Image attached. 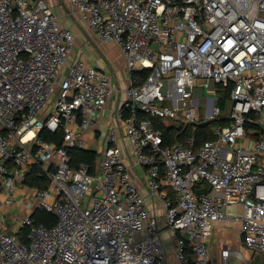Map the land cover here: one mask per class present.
Listing matches in <instances>:
<instances>
[{"label": "built area", "instance_id": "1", "mask_svg": "<svg viewBox=\"0 0 264 264\" xmlns=\"http://www.w3.org/2000/svg\"><path fill=\"white\" fill-rule=\"evenodd\" d=\"M68 1L120 48L127 82L71 59L76 35L49 0H0V264H167L164 229L177 264H212L213 229L227 220L242 221L264 264V0ZM121 91L105 145L88 141ZM155 120L215 123L200 146L194 136L169 146ZM75 148L100 154L96 173L72 166ZM35 165L45 189L25 184ZM38 209L57 223H37ZM236 254L248 264L228 246L223 264Z\"/></svg>", "mask_w": 264, "mask_h": 264}, {"label": "trees", "instance_id": "2", "mask_svg": "<svg viewBox=\"0 0 264 264\" xmlns=\"http://www.w3.org/2000/svg\"><path fill=\"white\" fill-rule=\"evenodd\" d=\"M221 91L219 96L218 104L223 108L224 111L228 110V92ZM156 126L159 127L163 132L164 143L172 146L177 143H186L189 137L194 136L196 140V146H200L204 141L212 138L211 126L215 122L197 125L194 127L193 124L178 123L172 120H155ZM40 136L49 142L60 143L61 132H51L48 129H44ZM100 154L95 150L75 148L70 150L71 164L73 167H77L80 163L86 162L91 167V172L96 173L97 161L99 160ZM25 184L29 186H36L39 189H45L49 186V178L42 171L41 167L35 165L32 167L25 179ZM204 191L209 193L210 188L207 184L203 183L197 188V192ZM33 217L37 223L44 224L46 227H53L57 223V216L45 209H38ZM27 231L21 232V239L26 241L25 234ZM191 255V251L189 252ZM262 258H258L256 262L252 264H261ZM254 261V260H250Z\"/></svg>", "mask_w": 264, "mask_h": 264}, {"label": "rangeland", "instance_id": "3", "mask_svg": "<svg viewBox=\"0 0 264 264\" xmlns=\"http://www.w3.org/2000/svg\"><path fill=\"white\" fill-rule=\"evenodd\" d=\"M86 34L88 36H91L95 42L97 41L94 35H90V33L88 32H86ZM85 44H86L85 35L83 33V35H80L76 38V47H74L73 55L71 59L79 56L78 53H76V51H78L81 48L83 49ZM89 53L92 56L96 57L99 61L104 63L103 64L104 67L112 72L115 80L117 79L115 76L117 77L119 76L117 71H119L121 68L124 69L125 67V65L123 64L124 58L121 54V50L115 44H103V46L97 50L94 49L89 50ZM116 81L118 82V79ZM118 86H120V88L122 87L121 81H119ZM118 94H122L121 96L124 97L122 91L119 92ZM108 117L109 116H106L105 120L103 121L101 128L102 131H107ZM98 141L100 144H102L101 138H99ZM230 209L232 210V212L236 214L244 213V207L242 204L232 206ZM240 225H241L240 221H233V220H227L225 222H219V223L216 222L215 227L213 229V236L209 244V253L212 257V264H223L221 258V249L224 244L229 245L230 248H233L237 252H239L246 259V261H248V264H252V262H256V261H250L251 252L249 251L245 243L242 241V237L239 232ZM167 231L163 232V236L167 235L168 233ZM229 264H245V262L243 258L239 257L236 254L230 257Z\"/></svg>", "mask_w": 264, "mask_h": 264}, {"label": "crops", "instance_id": "4", "mask_svg": "<svg viewBox=\"0 0 264 264\" xmlns=\"http://www.w3.org/2000/svg\"><path fill=\"white\" fill-rule=\"evenodd\" d=\"M50 3L52 4L55 13L57 14L60 23L64 26V27H68L70 29H72L76 35V38L80 35H85V46L82 49H79L78 51H76V53H78V55L80 57H83L85 59H87L90 63H93L95 65H97L98 67L105 69L106 71L110 72L112 74L111 71H109L107 68L104 67V63L99 61L96 57L92 56L89 53V50L94 49L97 50L99 48H101L103 46V44H101L97 38V36H95L94 34H92L86 24V22L83 20V18L81 17V14L69 3L68 0H49ZM86 32L90 33V35H94V37H96L97 41L95 42L91 36H88L86 34ZM90 37V38H89ZM76 47V45H75ZM88 48V49H86ZM124 64V62H123ZM118 73V77L115 76L118 79V83L119 81H121L122 87L125 86L126 82H127V72L126 69L124 67L121 68L119 71H117ZM125 73V75H124ZM116 79V80H117ZM122 94H118L116 97V100L113 102H109L106 106V108L103 110V112L101 113L102 117L100 119V121L92 128L90 129L87 133H86V139L88 141H91V139H93V134H95V137H99L102 140V146L105 145V137L107 134V131L109 129V124H110V114H111V110L113 106H119L121 105V102L124 100L125 96L123 94L124 97L121 96ZM108 117V121H107V131H102V124L103 121L105 120V117ZM119 132L123 134V130L121 129V127L118 128ZM98 138V140H99ZM99 142V141H98ZM90 145V144H89ZM161 205H158V208H160ZM157 214L163 218V210L160 209L159 212H157ZM233 221H240V228H239V232L241 234L242 237V241H243V235L241 233V228H242V221L241 220H233ZM225 222V221H223ZM219 223V222H218ZM164 231H167L166 229H164ZM163 231V232H164ZM170 231V230H169ZM167 231V235L163 236V232L161 235L162 238V242L166 247V251H167V258H168V263L167 264H177L176 258H175V251H174V247H173V242L171 240L172 238V232ZM229 245L224 244L222 246V249L224 247H226ZM230 248V247H229ZM221 249V250H222ZM212 258V257H211Z\"/></svg>", "mask_w": 264, "mask_h": 264}]
</instances>
